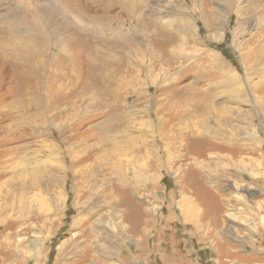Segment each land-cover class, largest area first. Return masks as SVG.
<instances>
[{
  "label": "rangeland",
  "instance_id": "obj_1",
  "mask_svg": "<svg viewBox=\"0 0 264 264\" xmlns=\"http://www.w3.org/2000/svg\"><path fill=\"white\" fill-rule=\"evenodd\" d=\"M257 4L0 0V26L34 19V36L47 26L70 45L81 14L144 51L109 64L84 50L68 93L48 90L57 52L34 42L44 85L23 96L25 57L0 34V264H264V55L252 71L238 53L264 32ZM109 90L123 97L112 104Z\"/></svg>",
  "mask_w": 264,
  "mask_h": 264
},
{
  "label": "bare ground",
  "instance_id": "obj_2",
  "mask_svg": "<svg viewBox=\"0 0 264 264\" xmlns=\"http://www.w3.org/2000/svg\"><path fill=\"white\" fill-rule=\"evenodd\" d=\"M113 1L112 0H90L92 5H98V4H101V5L104 4L105 5L107 3H108V5H110V3ZM111 5L114 6L113 4H111ZM53 7H55V6H53ZM61 7H62L61 10L57 9L54 12V15L51 16V18H50L51 21L54 20V17L59 12H61V11H63V12L65 11V13L68 12L67 6L65 4H62ZM257 7H259V10L264 8V0H258ZM227 16H228V14H227ZM227 16L225 17V19L227 18ZM74 18H75L74 21L71 22V24H69L68 27H65V28H67L66 29L67 31L70 30V31H72V34L74 32L75 35L77 36V37H75L76 38L75 42L69 43L70 45L67 44L69 41H65V40L59 41L57 39L58 38V34H57L58 32L56 33L54 30H50L48 32V30L46 29L47 26L44 28L42 26H38L37 30H35L36 35L34 36V19H32V21L30 22V25L25 27V28H23V26L21 24H18V23H11V24L8 23L6 25L0 26V34L5 35V37L2 40V41H4L3 44L5 43V45H7V47H9V48L11 47L15 50L16 49L19 50L20 52H22V55H24V57H25V58L20 57L22 59H18L15 61L16 66L19 68L18 69L19 74L22 77L27 78V80H28V82H26L21 89V90H24L22 92L23 96H25V95L26 96H32L34 93V90H37L36 88H38V90H42L41 87L44 85V83H42L43 85L40 87L41 83L39 84L36 81L34 82V80H36L37 77L39 76V70L35 64L39 60L34 59V54L29 56V57H27V54H26L27 51L28 52L34 51V42H37L36 44H39V46L42 50V55L48 54L47 52L51 48H55L56 52H57L56 56H54L53 69H54V71L56 70V72L59 71L62 76H61V80L57 81L60 73L56 74L57 75V78L55 79L56 81H54L53 83L51 82L50 85L47 84L46 87L48 88V90H60V91L67 90L68 93L71 90H75L74 88L77 85H79L77 78H78V75L81 74L82 68L80 67V64L78 63L77 57L82 55V53L85 52L84 50H87V54L89 52L90 56L92 55L93 60L101 59V60L107 61L109 64H113L114 61L117 60V58H118V60L122 59L125 63L128 64V62H130L129 59H130V56L132 54H135V55L144 54L143 48H140V49H138V51H136L135 50L136 48H134L133 44H128V43L122 44L120 42V45H118L119 43L117 42L118 39L116 40V37L119 34H117L115 30H113L112 26H110L108 24H104L103 21L89 20L90 18L85 17L81 14H79V15L76 14V16H74ZM11 19H13V18H11ZM154 23H155V25L158 26L157 22L154 21ZM62 28H64V27H62ZM187 28H188V26H187ZM208 28H209V26H208ZM257 28H258V30L256 31L255 35L252 36V38H250L249 40L251 42H253L258 37L261 40V42L257 45L258 48L257 47L251 48L250 47L251 42L250 43L240 42V44H239L240 49L238 50V48H237L240 57L242 58V60L245 63L248 64L250 70H252V71L256 67H258V65H259L258 62L261 60L262 56L264 55V32L259 31L260 29H259L258 25H257ZM103 30H106L110 33H103L102 32ZM237 30H238V28L235 29V34H236ZM195 33L197 35V38H196L197 43L203 44V41L201 39H199V37H198V30H196ZM223 33H224V29H223ZM210 36H212V35L208 34L207 39L213 38L214 41H222V39H223L222 33L221 34L213 33V36L212 37H210ZM127 37H128V35H127ZM243 37H244V35H243ZM64 43H66V44H64ZM243 50H245V51L242 52ZM76 51L79 54H76ZM145 52H147V50ZM150 54L152 56H154L153 52H151V51H150ZM85 56H86V53H85ZM209 57L212 61V65H215L219 68H222V70L225 68L224 59L219 54L214 53L212 51H209ZM46 59L47 58H45V60ZM250 60L252 61V63L254 62L253 65L251 63H249ZM55 64H57V65H55ZM81 64H82V62H81ZM83 64L84 65L86 64L85 66H88L89 70L93 71L94 68L90 67L92 65H89V63H86V60H85V62H83ZM250 73L251 72H248V75ZM238 77L239 76L237 74H235V76H232V79L236 80V78H238ZM246 78H248V77H246ZM46 80H47V77H46ZM246 81L247 82H245V87H246L245 90L246 89L248 90L247 86H249V85L251 86V79L249 78ZM123 82L124 81H122L121 83L123 84ZM122 84H121V86H122ZM241 87L243 88L242 85H241ZM252 88L254 90H258L256 85L252 86ZM45 90H46V88H45ZM109 91H110V98H111L110 103H112V104H114L116 101L118 102L123 97L121 90H109ZM238 99L241 101L246 100L248 102L247 93L244 92V97H243V95H239ZM33 105H34V103H28L26 105V108H29L31 106L33 107ZM22 108H24V110H25L24 106L21 107V110H22Z\"/></svg>",
  "mask_w": 264,
  "mask_h": 264
},
{
  "label": "crops",
  "instance_id": "obj_3",
  "mask_svg": "<svg viewBox=\"0 0 264 264\" xmlns=\"http://www.w3.org/2000/svg\"><path fill=\"white\" fill-rule=\"evenodd\" d=\"M194 122H195L194 119L185 118V119H182V121H180L179 124L182 125V126H187L188 127V126H193Z\"/></svg>",
  "mask_w": 264,
  "mask_h": 264
}]
</instances>
